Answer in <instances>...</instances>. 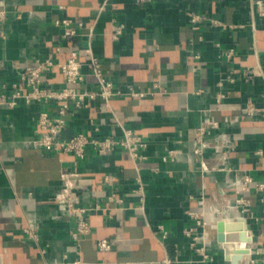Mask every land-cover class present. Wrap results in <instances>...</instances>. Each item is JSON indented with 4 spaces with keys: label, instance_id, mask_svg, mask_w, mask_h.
<instances>
[{
    "label": "crops",
    "instance_id": "0c3cea01",
    "mask_svg": "<svg viewBox=\"0 0 264 264\" xmlns=\"http://www.w3.org/2000/svg\"><path fill=\"white\" fill-rule=\"evenodd\" d=\"M256 1L109 0L103 8V0H0L7 12L0 25V81L7 97L20 62L49 55L65 61L74 49L90 46L116 87L147 94L115 97L108 108L100 98L82 109L72 105L63 136H122L128 127L148 141L147 158L137 161L124 149L107 155L90 149L85 158L47 152L33 143L36 120L43 110L56 114L58 105L24 99L14 107L0 104V264H229L216 233L207 238L212 259L204 260L184 231L194 223L188 210L204 209L215 223V210L233 197L219 193L221 182L244 174L264 181V0ZM191 12L203 18L193 21ZM65 17L92 29L64 37L56 20ZM231 48L235 54L228 58ZM91 56L81 53L87 74L82 88L95 91ZM246 66L256 67L251 81L242 77ZM46 82L66 84L60 69ZM249 101L256 114L234 121ZM209 117L221 125L207 133L211 146L204 157L230 170L204 173L193 154L195 130ZM170 149L191 157L164 161ZM107 174L115 176L112 186L104 181ZM138 177L143 194L135 191ZM67 185H74L80 204L99 205L87 213L91 230L79 240L71 236L75 218L58 199ZM112 191L123 202L109 201ZM249 194L257 217L249 225L264 257V191ZM103 238L111 243L108 251L97 245Z\"/></svg>",
    "mask_w": 264,
    "mask_h": 264
},
{
    "label": "built area",
    "instance_id": "2783aa9c",
    "mask_svg": "<svg viewBox=\"0 0 264 264\" xmlns=\"http://www.w3.org/2000/svg\"><path fill=\"white\" fill-rule=\"evenodd\" d=\"M109 0H103L102 7L104 8ZM151 0H136L137 3H145ZM260 3V0L256 1ZM193 21H198L203 18L195 12L190 13ZM7 19V12L0 8V25ZM218 22V21H216ZM56 25L63 28V36L70 37L80 34L84 29H92L82 20L65 17L56 20ZM121 32V27L115 33L118 37ZM90 53L92 56L88 61V66L91 74L95 77L98 85L97 90L91 91L82 88V85L87 82V74L82 70L83 61L81 53ZM235 54V49L231 48L227 51L228 58H232ZM60 69L64 76L65 85L63 87H55L46 82V77L50 73ZM256 72V67L246 66L242 71V77L245 81H251ZM19 80L12 84V93L10 97L4 94L6 83L0 81V104H6L14 107L20 99L26 101H37L43 103H56L58 105L57 113H52L49 110H43L39 113L36 120V136L33 139L34 145L44 148L47 152H64L73 153L79 158H85L88 151L91 149L99 155H107L117 149H124L130 153L134 160L146 159L147 156L143 150L147 148L148 141L137 134L133 129L125 127L122 136L116 135H91L85 132H79L71 137H64L63 131L67 125V116L70 113L71 106L76 109H82L89 106L88 100L100 98L102 107L108 108L111 105V100L125 94L131 96H143L147 94L144 91H138L133 87L127 90L118 88L107 77L104 72L102 62L99 57L95 56L90 46L82 49H74L70 56L65 61H58L52 56L35 57L30 64L20 62L18 65ZM233 80V79H231ZM150 93H153L152 91ZM224 95L219 93L217 103L222 104ZM257 108L249 101L247 105L241 108L240 114L234 117V121H240L243 117H252L256 114ZM221 123L214 117H209L195 130L193 139V154L201 164L202 172H211L213 170L223 169L230 170L227 165L219 167L218 164H210L204 157V151L210 147V142L206 139L207 133L212 129H218ZM96 131L99 127L95 128ZM214 150L220 152V146L214 145ZM261 152V151H259ZM190 155L180 149H170L163 160L179 161L190 159ZM74 176L79 175L73 173ZM115 176L107 174L104 178L106 184L112 186ZM137 188L135 191L144 192V185L141 177L137 178ZM74 185H67L66 193H59L58 199L64 206L66 214L75 218L76 228L71 231V236L75 240H79L89 234L91 225L87 217V213L92 209H98L97 204L94 207H89L80 204L78 196L73 190ZM250 191L263 192L264 181L254 179L249 174H244L239 181H223L219 184V193L223 196L232 195L229 202L222 209H216V220L211 224L206 218V210H188V215L193 219L194 223L185 228V234L190 237V246L199 253L204 260L212 259L211 254L207 250V240L210 233L218 235L217 224L223 221L225 224V240L220 241L224 250L225 260L229 264H264V257H259L260 246L253 236L252 228L250 227V219L257 218L252 213V199ZM108 199L111 202L121 203L123 199L118 197L112 191L108 194ZM143 201V200H142ZM236 209V213L233 210ZM162 236L165 238L168 231L163 225H159ZM27 233L30 236L36 237L35 229L27 228ZM233 245L234 251L229 250V246ZM97 245L100 250L108 251L111 249V243L108 239H99ZM75 264H84L83 261H77ZM125 264V263H119Z\"/></svg>",
    "mask_w": 264,
    "mask_h": 264
},
{
    "label": "water",
    "instance_id": "95a60500",
    "mask_svg": "<svg viewBox=\"0 0 264 264\" xmlns=\"http://www.w3.org/2000/svg\"><path fill=\"white\" fill-rule=\"evenodd\" d=\"M217 229H218V239L219 241H224L225 240V224L223 221H219L217 224Z\"/></svg>",
    "mask_w": 264,
    "mask_h": 264
},
{
    "label": "bare ground",
    "instance_id": "6f19581e",
    "mask_svg": "<svg viewBox=\"0 0 264 264\" xmlns=\"http://www.w3.org/2000/svg\"><path fill=\"white\" fill-rule=\"evenodd\" d=\"M233 249H234L233 245L230 244L229 250H231V252H233L234 251Z\"/></svg>",
    "mask_w": 264,
    "mask_h": 264
}]
</instances>
